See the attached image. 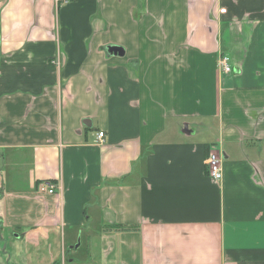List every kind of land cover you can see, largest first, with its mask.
Instances as JSON below:
<instances>
[{"label":"crops","instance_id":"crops-1","mask_svg":"<svg viewBox=\"0 0 264 264\" xmlns=\"http://www.w3.org/2000/svg\"><path fill=\"white\" fill-rule=\"evenodd\" d=\"M0 233V264H264V0H0Z\"/></svg>","mask_w":264,"mask_h":264},{"label":"built area","instance_id":"built-area-1","mask_svg":"<svg viewBox=\"0 0 264 264\" xmlns=\"http://www.w3.org/2000/svg\"><path fill=\"white\" fill-rule=\"evenodd\" d=\"M74 0H55L57 6L68 4ZM221 13H226L227 9L223 8L220 10ZM59 65L60 62H57ZM219 65L220 67L226 71L230 72L232 71V67L230 65V57L227 55H222L219 59ZM105 133L99 132L97 140L99 142H104ZM207 164H208V174L211 178H213L216 181H220L223 177V158L219 151L212 149L210 152V155L207 158ZM45 188L48 189L49 193H55L56 185L53 183H46L44 185ZM44 189V188H43Z\"/></svg>","mask_w":264,"mask_h":264},{"label":"water","instance_id":"water-1","mask_svg":"<svg viewBox=\"0 0 264 264\" xmlns=\"http://www.w3.org/2000/svg\"><path fill=\"white\" fill-rule=\"evenodd\" d=\"M110 50L112 52H115V53H120V54H123V49L121 47H118V46H111L110 47ZM187 129V124L185 125V130Z\"/></svg>","mask_w":264,"mask_h":264},{"label":"rangeland","instance_id":"rangeland-1","mask_svg":"<svg viewBox=\"0 0 264 264\" xmlns=\"http://www.w3.org/2000/svg\"><path fill=\"white\" fill-rule=\"evenodd\" d=\"M0 237H1V233H0ZM3 242V241H2ZM86 252V251H85Z\"/></svg>","mask_w":264,"mask_h":264}]
</instances>
